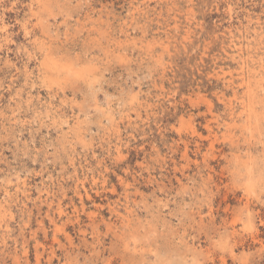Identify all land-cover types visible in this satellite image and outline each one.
I'll return each instance as SVG.
<instances>
[{
	"label": "rangeland",
	"instance_id": "1",
	"mask_svg": "<svg viewBox=\"0 0 264 264\" xmlns=\"http://www.w3.org/2000/svg\"><path fill=\"white\" fill-rule=\"evenodd\" d=\"M0 264H264V0H0Z\"/></svg>",
	"mask_w": 264,
	"mask_h": 264
}]
</instances>
